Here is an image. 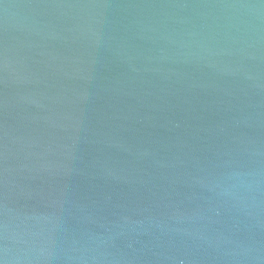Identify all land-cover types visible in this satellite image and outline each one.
Listing matches in <instances>:
<instances>
[{"label": "water", "instance_id": "water-1", "mask_svg": "<svg viewBox=\"0 0 264 264\" xmlns=\"http://www.w3.org/2000/svg\"><path fill=\"white\" fill-rule=\"evenodd\" d=\"M0 264H264V0H0Z\"/></svg>", "mask_w": 264, "mask_h": 264}]
</instances>
